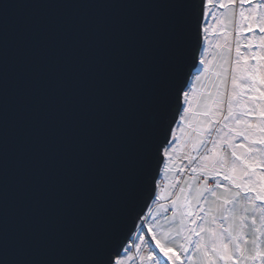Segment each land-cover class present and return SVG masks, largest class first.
Returning a JSON list of instances; mask_svg holds the SVG:
<instances>
[{
	"label": "snow or ice",
	"instance_id": "obj_1",
	"mask_svg": "<svg viewBox=\"0 0 264 264\" xmlns=\"http://www.w3.org/2000/svg\"><path fill=\"white\" fill-rule=\"evenodd\" d=\"M262 61L264 0H5L0 264H132L149 189L151 264H264Z\"/></svg>",
	"mask_w": 264,
	"mask_h": 264
},
{
	"label": "rangeland",
	"instance_id": "obj_2",
	"mask_svg": "<svg viewBox=\"0 0 264 264\" xmlns=\"http://www.w3.org/2000/svg\"><path fill=\"white\" fill-rule=\"evenodd\" d=\"M249 7H250V5H245L246 15H247V8H249ZM224 11H225L224 9L213 8V12L215 13L217 18H219L220 13H222ZM238 11H239V6H237V16H236V18H234L233 24L230 26L231 28H235L239 22ZM212 15H213L212 13H208V18L204 21L205 25H207L209 27V32L205 34L207 36V40L203 41V47L200 50V52H202L204 49H207L209 58H211V54L213 52L219 51V49H217L215 47V45L217 44V42L221 41V36L219 38H217V36L220 33L221 28L223 27V25H216V21L213 20ZM214 25H216L215 31H213ZM257 35H259L258 30L256 32H246V33H242V34L238 33L237 31H231V35H230L229 39L232 41H235L237 36H239V40L241 42V52H247L248 48L245 47V45L247 44L249 39L252 40L253 45H257L259 43L258 40L254 39V37ZM252 50L255 51L256 49L253 48ZM232 55L234 57L235 52H233ZM247 62L249 64V66H252L256 63V61L251 60V59H249ZM261 63H264V61H262ZM262 71H264V69H262ZM262 90H264V89H262ZM250 119L255 122L259 119V116L257 113H253L252 116L250 117ZM175 127L177 129L176 135L179 137L180 136L179 129H180V127H182V125L177 124V126H175ZM161 186H163V184ZM163 202H166V201H161L162 204H163ZM152 205H153V203H152ZM152 205H151V207H152ZM158 209H159V212H158ZM148 212L146 214L147 219H145V224L142 223V225H144V231L139 233L140 236L146 238V242L140 245V252H136L135 246L133 247V253L136 256V259H134L132 261V264H151V262L147 259L148 255L151 254V249L149 248L148 243H147V239L150 238V236H151V234L147 231V226L149 224H151L153 226V229L155 231H157L158 233L162 230H167L170 227L169 222L166 219V217H167L166 213H168V211L165 212L164 209L159 208V206L157 205V207L152 212V215L149 219H148V214H149ZM136 235H137V233H136ZM135 236L133 238H135ZM135 242L139 243V241H135ZM154 248H155V243L153 242L152 249H154ZM156 251H158V249ZM186 264H195V258L192 261L186 260Z\"/></svg>",
	"mask_w": 264,
	"mask_h": 264
},
{
	"label": "water",
	"instance_id": "obj_3",
	"mask_svg": "<svg viewBox=\"0 0 264 264\" xmlns=\"http://www.w3.org/2000/svg\"><path fill=\"white\" fill-rule=\"evenodd\" d=\"M4 2H5V0H0V4H2ZM7 2L10 4H22V3H29V2L55 3V2H63V0H7ZM133 2L149 3V2H151V0H133ZM195 2L197 4H199L200 0H195ZM10 11H17V10H10ZM200 43L203 45V41H201ZM200 50H201V48L193 49V55H196V53ZM197 67H199V65H197ZM189 71L194 72L195 68H193L190 65ZM174 111H175V109H174ZM174 119H178V117H174ZM175 126H176V124L173 125V127H175ZM150 191L151 190L149 189L143 193V196L141 197V199L137 203L134 214L131 217H129L128 220L126 221V225H125V231L126 232H128L129 229H133L134 221H137L140 224L144 223V221H145L144 219L138 220L136 213H142L144 216H146L148 210L150 209V207L152 205V197L150 196ZM129 234H130V236L134 237L136 235V232L133 231Z\"/></svg>",
	"mask_w": 264,
	"mask_h": 264
},
{
	"label": "crops",
	"instance_id": "obj_4",
	"mask_svg": "<svg viewBox=\"0 0 264 264\" xmlns=\"http://www.w3.org/2000/svg\"><path fill=\"white\" fill-rule=\"evenodd\" d=\"M220 37V33L218 34V36H217V38H219ZM176 126H177V124H176ZM176 128V127H175ZM210 183H211V181H210ZM163 184V181H161V185ZM160 204H162L161 203V201H157V203L156 204H153L152 205V207H150V210H149V214H148V219L151 217V215H152V212L155 210V208L157 207V205L159 206ZM163 204H167V201L166 202H163ZM170 211V210H169ZM168 211V212H169ZM166 216H169V214L168 213H166Z\"/></svg>",
	"mask_w": 264,
	"mask_h": 264
},
{
	"label": "built area",
	"instance_id": "obj_5",
	"mask_svg": "<svg viewBox=\"0 0 264 264\" xmlns=\"http://www.w3.org/2000/svg\"><path fill=\"white\" fill-rule=\"evenodd\" d=\"M168 214L171 215V211H169Z\"/></svg>",
	"mask_w": 264,
	"mask_h": 264
},
{
	"label": "trees",
	"instance_id": "obj_6",
	"mask_svg": "<svg viewBox=\"0 0 264 264\" xmlns=\"http://www.w3.org/2000/svg\"><path fill=\"white\" fill-rule=\"evenodd\" d=\"M200 52V51H199Z\"/></svg>",
	"mask_w": 264,
	"mask_h": 264
}]
</instances>
